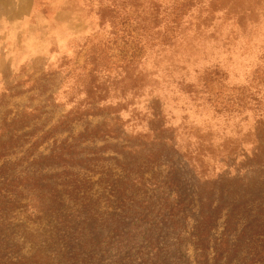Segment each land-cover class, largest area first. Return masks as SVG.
<instances>
[{
  "label": "rangeland",
  "instance_id": "obj_1",
  "mask_svg": "<svg viewBox=\"0 0 264 264\" xmlns=\"http://www.w3.org/2000/svg\"><path fill=\"white\" fill-rule=\"evenodd\" d=\"M0 264H264V0H0Z\"/></svg>",
  "mask_w": 264,
  "mask_h": 264
}]
</instances>
